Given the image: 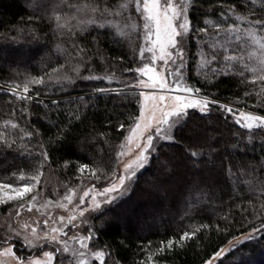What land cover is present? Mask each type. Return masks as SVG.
Instances as JSON below:
<instances>
[{
    "label": "trees",
    "instance_id": "1",
    "mask_svg": "<svg viewBox=\"0 0 264 264\" xmlns=\"http://www.w3.org/2000/svg\"><path fill=\"white\" fill-rule=\"evenodd\" d=\"M30 3L32 0H0V126L4 120L11 119L33 131V137L25 143L35 147V154L39 153V144L43 143L50 159L43 170L42 180L52 175L59 183L75 186L80 184V179H77L80 177L85 183L104 187L107 180H89L88 170L80 174L76 169L80 164L87 163L91 168L100 162L107 170L108 163L115 158L123 133L131 123L129 117L137 114L136 92L129 91L133 89L124 88L123 85L135 83V73L125 69L140 66L138 50L142 39L132 34L135 39L134 53L127 38L114 39L106 29L85 33L80 42L86 43L91 49L89 54L96 53L97 47L99 53L92 57L91 72L88 65H84L80 75L104 76L114 73L116 81L120 83L76 79L73 85L61 91L59 86L49 84L45 76V85H29L32 100L20 101L11 95L9 86L15 81L22 90L26 78L45 75L52 68L63 64L66 55L57 52L56 44L61 40L58 33L54 34L55 25L50 26L47 14L39 7H29ZM194 3L195 6L189 11L193 31H190L185 45L188 59L184 72L189 83L201 88L202 93L210 98L230 104L236 111L243 109L264 115V98L256 95L260 88L259 82L241 83L240 77L227 75L205 84L203 78L193 70V65L199 62L194 28L204 27V19L218 20L219 14L230 6L236 14L249 15L250 19L260 18L261 0H255L254 4L250 0H194ZM132 17L138 25L137 32L142 35L140 16L133 10ZM93 36L96 44L91 41ZM62 43L64 47H69L67 40ZM205 51H208L207 46ZM22 53L30 56L18 59ZM78 62V58L73 59L64 70L68 71ZM215 66L213 64L210 67ZM246 76L250 81L251 74L246 73ZM96 88L123 89L125 94L98 93L94 92ZM245 92L250 95L245 96ZM77 97H84L83 106L79 109L80 119L69 122L72 110L79 103ZM53 101L59 103L54 104ZM212 107L211 114L207 116L195 109L189 110L183 126L174 132L175 142L161 144L151 162L134 179L129 191L90 219L93 231L91 246L106 251L113 259L112 264H139L141 260L147 264L143 249L145 246L149 250L158 248L161 242L165 250L153 257L155 264H205L234 236H242L253 226L259 228L264 221V216H260V205L264 203L261 193L264 189L259 186L264 184V143H261L264 141V132L257 130L249 139L246 131L235 123L232 114ZM21 108H26L23 115ZM120 123L125 125V129H119ZM190 125L194 126L193 130L189 128ZM198 127H209V131H213L211 141L208 142L197 133L195 129ZM61 129L66 131L58 135ZM0 130L5 129L0 127ZM234 144L238 147L234 148ZM189 146L203 150V155L195 163L197 170L194 169L193 174L205 185L200 184L202 187L192 189L187 178L193 174L180 171L179 164L175 165L170 178L179 181L181 186L175 187L170 179L158 178L156 173L161 174L162 169L158 160L166 162L171 157L175 160L182 157L184 161L192 163V158L185 151ZM1 158L0 175L20 168L27 172L31 167L30 158L24 154L17 155L15 151ZM4 160H7L6 164ZM253 167L255 172L249 175ZM167 168L171 172L170 164ZM206 175L210 177L204 180ZM247 181L257 186L254 191L250 190ZM204 197L206 200L202 202L200 198ZM147 198L156 203L157 209L164 208L165 202L175 216L166 223L161 222L162 225L158 227L150 228L144 216L150 208ZM185 199L191 201L192 208L186 207ZM253 209L257 210L259 219L253 216ZM140 219L143 224L137 223ZM184 231H194L196 234L180 242L179 237ZM173 238L175 240L169 250L167 241ZM180 243L182 246H178ZM216 264H264V231L256 239L233 246Z\"/></svg>",
    "mask_w": 264,
    "mask_h": 264
},
{
    "label": "snow or ice",
    "instance_id": "2",
    "mask_svg": "<svg viewBox=\"0 0 264 264\" xmlns=\"http://www.w3.org/2000/svg\"><path fill=\"white\" fill-rule=\"evenodd\" d=\"M250 2L254 4L255 0ZM28 6L39 7L47 14L50 26L55 25L54 34L58 33L61 40L56 44L57 52L66 55L63 64L52 68L45 75L26 78L22 90L21 85L14 81L9 86V91L20 101L32 100L29 85H45V76L49 84L59 86L61 91L73 85L76 79L120 83L116 81L114 73L104 76L80 75V69L84 65H88L91 72L92 57L99 53L97 47L96 53L89 54L91 49L86 43L80 42L85 33L106 29L114 39L127 38L134 53L135 39L132 34L135 33L143 41L138 50L140 66L125 69L135 73V83L123 85L124 88L131 87L136 91L137 114L130 115L131 123L126 129L123 123L118 125L125 132L115 151V158L108 163L107 170L100 162H96L91 168L87 163L80 164L76 169L80 174L88 170L89 180H107V185L101 189H97L95 184L89 186L84 179L77 177L80 184L67 188L62 196L55 200L44 198L43 170L50 158L43 143L39 144L40 151L35 154V147L25 143L26 140H31L33 131L21 127L11 119L4 120L0 126L5 130H14H0V155L15 151L17 155L24 154L31 160V167L27 172L20 168L0 175V206L16 202L8 209L12 223L0 234V264H54V261L56 264H91L93 258L99 264H104L105 252L89 248L93 231L85 213L100 212L102 203L110 205L121 198L128 191L138 170L151 162L157 144L175 142L174 132L183 126L189 110L195 109L207 116L211 114L212 106H216L217 109L232 114L235 123L246 131L249 139L257 130L264 132V115L252 111H236L230 104L210 98L202 93L201 88L189 83L184 72L188 59L185 45L190 31H193L189 11L195 6L194 0H114L111 3L109 0H32ZM133 10L142 20V25L139 26L142 28V35L137 32L138 25L132 17ZM260 12V18L250 19L249 15L236 14L235 9L230 6L219 14L218 20L204 19V27L194 28V35L198 40L199 62L193 65V70L203 78L205 84L211 83L216 77L234 75L241 78V83L259 82L260 88L256 95L264 98V0H261ZM63 40H67L69 47L63 46ZM91 41L93 44L97 43L94 36ZM205 46L208 51H205ZM77 58L79 62L65 71L66 65ZM213 64L217 66L210 67ZM246 73L251 74L250 81ZM94 92L125 94L123 89L113 88H96ZM244 95L248 96L250 93L245 92ZM77 101L79 103L72 110L69 122L80 119L79 109L83 106L84 97H77ZM53 103L58 104L59 101ZM20 111L23 115L26 108H21ZM65 131L61 129L58 135ZM233 147L238 145L234 144ZM185 151L192 158L193 164L203 155L202 148L195 146H189ZM253 172L254 167L249 175ZM246 183L250 190L254 191L257 187L251 181ZM259 186L264 189V184ZM77 189L82 194H79L78 202L73 203L78 194ZM261 194L264 195V191ZM97 197H103V201H99ZM86 198L90 203L85 204ZM53 208L64 209L67 215L53 216ZM24 209L28 212L35 209L39 218L22 219L21 210ZM256 212L253 209L252 214L259 219ZM260 216H264V203L260 205ZM85 224L89 225L86 234H76L80 226ZM70 231L72 235H69ZM262 231L264 221L259 228L253 226L249 232L242 234L243 240L236 236L233 240L237 244L250 241L256 239ZM195 234L194 231H184L179 241L184 242ZM13 240H20L31 250V254L17 255ZM174 240L175 238L167 241L169 250L172 249ZM229 245H232V241H229ZM178 246H182V243ZM45 247L54 251L45 250ZM164 250L163 242L160 247L151 250L145 246L143 251L146 252L147 264H155L153 257ZM223 254L224 249L221 248L214 253L213 258H220ZM139 264H145V261L141 260ZM205 264H212V259L205 261Z\"/></svg>",
    "mask_w": 264,
    "mask_h": 264
},
{
    "label": "rangeland",
    "instance_id": "3",
    "mask_svg": "<svg viewBox=\"0 0 264 264\" xmlns=\"http://www.w3.org/2000/svg\"><path fill=\"white\" fill-rule=\"evenodd\" d=\"M174 2H178V0H174ZM143 43V41H142ZM148 54L146 53V56ZM30 54H27V53H22V57H19L18 59H26L27 57H29ZM159 63V62H158ZM243 110V109H242ZM243 111H247V110H243ZM257 114V113H256ZM235 121V120H234ZM239 126V125H238ZM190 129L193 130L194 126L193 125H190L189 126ZM197 133L201 136V137H205V139L209 142L211 141L212 137H211V133L213 132H210L209 130H211L209 127H206V129H204L203 127H198L197 129ZM187 134H189V132L187 131ZM155 143V141H154ZM166 142H162L160 144H157V148L161 145V144H165ZM199 144V143H198ZM157 150V149H156ZM2 155L0 156V159ZM4 159V158H3ZM127 159V157L125 158ZM1 161V160H0ZM5 164L7 163V160H4L3 161ZM159 162V165L162 167L161 169V174H158L156 173V175L158 176V178L162 179V178H165V179H170V182L173 181V184L175 185V187H178V186H181V183H179V181L177 180H172L170 178V176L172 175L171 173H174V167L176 164H179L181 165V169L180 171H183V172H187L188 174L194 172V169L197 170V166L195 164H192L190 161H184L183 158H179V159H174V158H169L167 159L166 162L164 161H157ZM171 166V172L170 170L167 168L168 166ZM147 167V165L145 166V168ZM144 169V168H143ZM143 169H140L138 170L137 172V175L136 177L138 176V174L143 170ZM161 175V176H160ZM187 176V175H186ZM135 177V178H136ZM188 177V176H187ZM209 175H206L204 176V180L205 179H209ZM134 178V179H135ZM191 178V179H190ZM133 179V181H134ZM149 178L146 177V180L148 181ZM187 181H190L189 183L192 184V189L195 187V188H200L203 186V184L205 185V182L201 181L200 179H198L196 177L195 174H193L191 177L187 178ZM194 181H196V183H194ZM133 183V182H132ZM132 183L130 185V187L132 186ZM90 186V183H86ZM202 186H201V185ZM42 186H44V192H43V197L44 198H48V199H57L58 196H62L64 194V192L66 191L67 188H70V187H75V186H69L67 184H63V183H59V181L52 175H48L46 176L43 180H42ZM170 186H172L170 184ZM39 187V186H38ZM129 187V189H130ZM97 189H101L100 187H96ZM128 189V191H129ZM127 191V192H128ZM194 190H192L193 192ZM126 192V193H127ZM188 192V191H187ZM190 192V193H192ZM77 197L76 199H74L73 203H76L78 202V196L79 194H82L80 192L79 189H77ZM125 193V194H126ZM189 193V192H188ZM138 194V193H137ZM193 194V193H192ZM97 199L99 201H103V197H97ZM202 199V202H204L206 199L205 197L204 198H200ZM147 203L150 202V208L145 212V221H146V224L150 227V228H154V227H158L161 224V222L163 223H166V221L168 220H171L175 214L173 212H171L168 208H167V205L166 203L164 202L163 204V207L162 209L158 208L157 209V205L155 202H152L149 200V198H147ZM185 205L187 208H192V204H191V201H189V199H185ZM16 202H10L8 205H3V206H0V234H3L6 229H7V226L9 224L12 223V218L9 217L8 215V209L12 206V204H14ZM90 203V200L88 198H86L85 200V204H88ZM108 205H105L102 203V207H106ZM182 211V210H181ZM51 212H52V215L53 216H60V215H67V212L64 210V209H61V208H53L51 209ZM97 212H93L91 214L89 213H85V216L88 218V220L90 221V219L92 218L93 215H95ZM21 218L22 219H27V220H31V219H35V218H39L38 217V214L36 213V210L33 209L32 212H28L27 209H24V210H21ZM142 219V218H141ZM140 220H137V223L138 224H143V222ZM87 227H88V224H85V225H81L79 230L77 231L76 234L78 235H83V234H86L87 232ZM71 228V225H69V229ZM66 231H68V229H66ZM73 233L70 231L69 232V235H72ZM241 240H243V236H240ZM13 245H14V251H16L17 255H20V256H27L29 254H31V250L30 249H27L20 240H13L12 241ZM237 244V242L235 240H232V245L230 246L229 244H227L226 246L223 247L224 249V254L220 257V258H211L212 259V264H216L226 253H228L230 251V249L235 246ZM89 248L92 249V251H103V250H98V249H94L92 248L91 246V241L89 242ZM45 250H53L54 249H48L47 247H45ZM105 252V257H104V264H112L113 262V259H111L110 255L106 252ZM37 255H39V253H37ZM57 259L59 260L60 257H59V254L57 255ZM66 259V257H65ZM54 264H56V262L54 261ZM91 264H99V261H96L94 258L92 259L91 261Z\"/></svg>",
    "mask_w": 264,
    "mask_h": 264
},
{
    "label": "bare ground",
    "instance_id": "4",
    "mask_svg": "<svg viewBox=\"0 0 264 264\" xmlns=\"http://www.w3.org/2000/svg\"><path fill=\"white\" fill-rule=\"evenodd\" d=\"M129 91H134V92H136L135 90H129Z\"/></svg>",
    "mask_w": 264,
    "mask_h": 264
}]
</instances>
